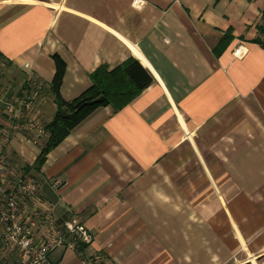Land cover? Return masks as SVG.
Listing matches in <instances>:
<instances>
[{"label":"crops","instance_id":"0c3cea01","mask_svg":"<svg viewBox=\"0 0 264 264\" xmlns=\"http://www.w3.org/2000/svg\"><path fill=\"white\" fill-rule=\"evenodd\" d=\"M263 14L264 0H0V120L30 92L25 64L42 83L28 114L52 120L54 55L67 101L129 58L153 78L125 107L96 109L29 172L54 217L91 235L54 251L53 264L96 254L103 264H264ZM47 137L21 131L7 153L31 166Z\"/></svg>","mask_w":264,"mask_h":264},{"label":"built area","instance_id":"2783aa9c","mask_svg":"<svg viewBox=\"0 0 264 264\" xmlns=\"http://www.w3.org/2000/svg\"><path fill=\"white\" fill-rule=\"evenodd\" d=\"M24 66L28 71L26 82L30 92L16 98V105L6 102L5 119L0 120V264H53L54 251L78 250L80 242H91V235L83 224L54 217L50 204L40 195L37 177L27 173L7 153L17 133L24 131L38 141L46 132L45 127L28 114L41 100L42 83L29 71V64ZM4 98L0 90V102ZM55 186L60 187L61 182L56 181ZM103 261L104 257L96 254L87 263L103 264Z\"/></svg>","mask_w":264,"mask_h":264},{"label":"trees","instance_id":"16d2710c","mask_svg":"<svg viewBox=\"0 0 264 264\" xmlns=\"http://www.w3.org/2000/svg\"><path fill=\"white\" fill-rule=\"evenodd\" d=\"M264 23V14L262 16ZM260 33L264 34V26H258ZM233 40L231 31H227L214 51L217 56L227 48ZM264 48V41L260 38L254 40ZM57 70L51 90L56 102V112L50 122L45 125L48 134L46 143L36 161L31 166H26L25 171H39L43 165L48 152L61 143L70 132L81 123L86 117L99 107L112 106L119 110L128 105L153 81L148 70L135 58H129L119 66L107 70L100 67L92 73V85L80 96L67 101L60 94V86L65 72V63L57 55H54Z\"/></svg>","mask_w":264,"mask_h":264},{"label":"rangeland","instance_id":"374dc122","mask_svg":"<svg viewBox=\"0 0 264 264\" xmlns=\"http://www.w3.org/2000/svg\"><path fill=\"white\" fill-rule=\"evenodd\" d=\"M45 140H46L45 138L42 139V142H41L42 145L44 144Z\"/></svg>","mask_w":264,"mask_h":264}]
</instances>
